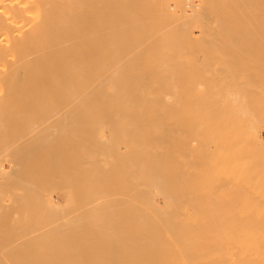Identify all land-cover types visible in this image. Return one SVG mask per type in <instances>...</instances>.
I'll use <instances>...</instances> for the list:
<instances>
[{
  "label": "bare ground",
  "instance_id": "6f19581e",
  "mask_svg": "<svg viewBox=\"0 0 264 264\" xmlns=\"http://www.w3.org/2000/svg\"><path fill=\"white\" fill-rule=\"evenodd\" d=\"M152 1L0 0V264H37L27 261L29 251L50 259L65 249H72L73 260L56 256L58 262L38 264H99L91 238L100 236L105 213L100 219L96 209L104 205L107 189L95 174L105 162L117 164L105 155L108 145L113 150L123 142L128 163L122 159L118 165L127 167L128 189L122 197L127 212L137 209V218L125 223L130 261L123 259L127 250L115 260L264 264V0H191V12L178 9L183 13L175 14L182 18L176 23L167 15L177 0H158V8ZM44 105L69 107H39ZM60 112V120L78 115L97 121L93 127L102 124L91 132L97 143L89 147L92 140L88 145L84 138L85 151L68 161L77 165L73 178L80 176L76 186L68 175L75 188L61 181L70 174L65 161L71 151L64 155L57 147L63 144L54 141L60 135L46 132L48 117ZM37 121L45 131L36 128ZM59 125L54 131L68 129ZM118 125L129 127L123 134H129V144L118 140ZM41 132L48 136L37 141ZM112 138L119 142L114 145ZM59 158L67 171L60 182L68 184L60 201L53 186ZM47 160L56 163L48 166ZM33 196L44 213L30 210ZM71 203L78 212L66 219ZM69 235L73 246L66 243Z\"/></svg>",
  "mask_w": 264,
  "mask_h": 264
},
{
  "label": "rangeland",
  "instance_id": "374dc122",
  "mask_svg": "<svg viewBox=\"0 0 264 264\" xmlns=\"http://www.w3.org/2000/svg\"><path fill=\"white\" fill-rule=\"evenodd\" d=\"M157 1H158V0L152 1V3L156 6V8H158V2H157ZM159 1H160V0H159ZM175 1H176V0H175ZM189 1H191V0H177V1L175 2V4H177V5H176V6L174 5L175 8H173V6H171L170 11H168V15H167V14H164V15H163L164 18H163V20L161 19V21L166 20V15L169 17V18L167 17V20L170 21V22H172V23H176V22L181 21L182 18H180V17H176L175 14H178V13L181 12L182 10H184L183 12L186 11V13L191 12V7L189 8L190 3H188ZM194 1H196V0H193V4H194ZM173 2H174V1H173ZM198 3H201V1L199 0ZM185 4H186V5L188 4L187 7H188L189 9H188V8L185 9V7H186ZM191 5H192V3H191ZM199 5H200V4H199ZM178 6H179V7H178ZM184 6H185V7H184ZM176 7H177V8H176ZM180 7H181V8H180ZM169 8H170V7H169ZM173 9H174V12H173L174 15H169V14H170L169 12L172 13ZM178 9H179V10L182 9V10L179 11ZM168 10H169V9H168ZM176 11H177V12H176ZM192 11H193V10H192ZM183 12H181V13H183ZM157 15H158V14H157ZM161 16H162V15H161ZM158 17H159V16H158ZM161 18H162V17H161ZM153 19H154V18H152V19L150 18L149 21H153ZM158 19H159L158 21H160V18H158ZM154 20L157 21V19H154ZM170 22H168V24H169ZM164 25H165V23H164ZM170 25H171V23H170ZM170 25L168 26L167 29H171V28H170V27H171ZM172 25H173V24H172ZM175 25H176V24H174V27H176ZM198 34H199V31H198V30H194V36H196V35L199 36ZM112 62H113V61H112ZM113 64H115V63H113ZM113 64L111 65V68H112V69L114 68V65H113ZM163 66H164V65H160V64H159V65H156L155 67H156V68H160V67H163ZM173 66H174V65H173ZM173 66H170V67L173 68ZM130 67H131V65L128 66V68H130ZM174 68L177 69V68H179V67H174ZM62 106H63V105H62ZM62 106H61V107H62ZM70 106H71V105H70ZM81 106H82V105H81ZM81 106H80V107H81ZM29 107H30V106H29ZM34 107H38V106H32V108H34ZM39 107H40V108H44V109H45V108H52V107H54V109H56V108H61L59 105H55V106H54V105H53V106H48V105L46 106V105H44V106H39ZM66 107H69V106L66 105ZM66 107H63V108H61V109H65ZM71 107H72V106H71ZM76 107H77V106H75V108H76ZM84 107H85V106H84ZM84 107H82V108H84ZM47 114H48V113H47ZM52 114H54V112H52ZM60 114H61V112H60L59 114L56 113V115H55V116L53 115V117L50 116L52 119H51V118L49 119V117H48V119H47L48 121H47V123H46V124H48V123L50 124V125L48 124V125L46 126V132H47V134L49 135V134H51V133H52V134L56 133V134H58L57 136L60 135V137H58V139L62 140V141L65 142V143L61 142L60 140H57V137H55V140H54V137L50 138V140L52 139V140H54L55 142L58 141L61 145L63 144V146H60L58 142L55 143V144H58V145H59V146H57V147H58V148H61L62 151H63V149H64V152H63L64 155H66V152L71 151V152L69 153V159H68L67 161H65L66 165H65V163H64V161H63L64 159L61 160L62 163L60 162V158H59V160H58V162H57V164H58L57 169H58L59 171H58V173H57L58 176H56L57 174H55V176H54L55 179L53 180V183H54L53 186H54V188H55V189H54V192H55L56 198H57L59 201L61 200V197L64 195V193H65V191H66V190H61V189H63V188H64V189H68L67 186H68V184L70 183V182L68 183V181H71V180H68V178H69L68 175H71L70 177H72V178H70V179H72V180H73L72 182H74V178H75V177L73 178V175L76 176L75 173L78 172L76 168L74 169V167H77V165H75L74 161L70 162L71 164L68 163V161H71L72 158L75 160L77 155H79L80 153L82 154V153L85 151V150L83 151L84 148L81 147V144H82V146H83L84 144H86V143H85V142H86V141H85L86 138H87V140H88V142H87L88 145H89L90 141L92 140L91 143H90L91 145H89V147H91L92 145H94V143H97V142L95 141L96 139L93 137V133H91V132H94L93 130H95L96 128H97V129H98V128L101 129V127H102V126L99 127V125L101 124V121H98V124H99V125H98L97 127H93V125L96 126L95 124H97V123H96L97 121H95V120L91 121V119H89L88 117H87V120L89 119L88 123H91V124H92V122H93V124L90 125V124L87 123V125H83V126H82V123L86 124L85 122H87V120H85L86 118L83 117V118L80 119V120H81V121H80V120H79L80 116H78V115H77L76 117H78V118H77V119L79 120V121H78V124H81V126L75 123V121H77V119L74 118L73 116H72V118H74L75 121H74L72 118H70L69 116H67L68 118H67L66 116H64V117L62 116V117H63V118H62L63 120H60V117H59ZM65 114H67V113H62V115H65ZM69 114H70V113H68V115H69ZM50 115H51V114H50ZM70 115H71V114H70ZM75 115H76V114H75ZM40 116H41V115H40ZM43 116H45V115H43ZM43 116H42V117H43ZM46 116H47V115H46ZM60 116H61V115H60ZM66 118H67V119H66ZM83 119H84L85 121H84ZM69 120H72L73 122H71V121H69ZM9 121L11 122V120H9ZM9 121H6V122L4 121V122H5L4 124H7V125H8V122H9ZM42 121H44V120H42ZM42 121H40V122L43 123ZM64 121H65V124H63ZM83 121H84V122H83ZM40 122H38V121L35 122V125L37 126L36 128H37L38 130H41V129H42L41 126H40V124H39ZM45 122H46V121H45ZM60 122H61V124H62L63 127H64V128L61 127L60 130H61V131H62V129L65 130V129L68 127V129H66V130H68L69 132H68V131L66 132V130H65V131H63L62 134H61L60 131H57V132L60 133V134H59V133L56 132V130L54 131V128H55L57 125H59ZM62 122H63V123H62ZM70 122H71V124H75V126H76L77 128H79V126H80V127H82V128L85 129V127H87L88 125H89L90 127H91V126H92V127L90 128V127L88 126L89 128L87 127V130L85 129V130H86V133L90 131L89 133H87L88 135H87L86 133H84V131H85L84 129H83V130H81L82 128H81V129H80V128H79V129H76L77 131L79 130L78 132H81V133L79 134L77 131H75V128H76V127H74V125H72V126L70 127V125H71ZM81 122H82V123H81ZM94 122H95V123H94ZM116 122H117V121H116ZM121 122H122V121H121ZM121 122H120V123H121ZM125 122H126V121H125ZM129 122H130V121H129ZM11 123H12V122H11ZM15 123H17V122H15ZM67 123L70 124V125H67ZM103 123H104V122H103ZM109 123H111V124H109ZM114 123H115V122H114ZM120 123H119V124H120ZM127 123H128V121H127ZM9 124H10V123H9ZM12 124H14V123H12ZM43 124H44V123H43ZM107 124H108L109 126H110V125H114V124L112 123V121H110V122L108 121V123H106V125H107ZM129 124H131V123H129ZM129 124H128V125H129ZM41 125H42V124H41ZM62 125H59V127L62 126ZM77 125H78V126H77ZM101 125H102V124H101ZM108 125H107V126H108ZM42 126H43V125H42ZM49 126H50V127H49ZM84 126H85V127H84ZM109 126H108V127H109ZM120 126H121V125H120ZM44 127H45V124H44L43 128H44ZM69 127H70V128H69ZM72 127L74 128V129H73L74 132L71 130ZM104 127H105V126H103V128H104ZM118 127H119V125L117 126V128H118ZM133 127H134V126H133ZM47 128H48L49 130H48ZM93 128H94V129H93ZM105 128H107V127H105ZM111 128H112V130H111ZM115 128H116V126H115L114 128L111 126L109 129H110L111 131H113V132H118V134H120V132H121V136H122V137H120V138L118 137V138H119L118 140H120V142H121V141H126V143L129 144V138H127V136H129V134H128L127 136L123 135L124 133L126 134L127 131H129V130L127 129V128H129V127H126V128L124 127L125 130H122V129H121V128H123V127H121V128L119 127L120 130H122V131L119 130L120 132L118 131V129H115ZM37 129H36V132H38ZM51 129H52V131H51ZM55 129H56V128H55ZM69 129H70V130H69ZM89 129H91V130H89ZM126 129H127V131H126ZM47 130H48L49 132H48ZM57 130H59V129L57 128ZM88 130H89V131H88ZM132 130H133V129H132ZM42 131H45V129H44V130L42 129ZM70 131H71V132H70ZM82 131H83V133L86 134V135H84V134L82 133ZM124 131H125V132H124ZM46 132H41V134H39L38 137H37V139H38V138H39V139H38V140L36 139V140H37V141H41V140H42V137H43V135H42L43 133H44V137H43V139H44L46 136H48L47 134H45ZM65 132H66V133H65ZM72 132H73V133H72ZM101 132H103V131H101ZM131 132H134V131H131ZM74 133H75V134L78 133V134H77L76 136H74ZM111 133H112V132H111ZM129 133H130V131H129ZM81 134H82L83 136H82ZM89 134H90V136H89ZM113 134H115V136H116V138H117V135H116L117 133H113ZM40 135H41V136H40ZM62 135H63V136L66 135V136L63 137ZM69 135H70V136H69ZM71 135H73V136L71 137ZM79 135H80V136H79ZM61 136H62L63 139H61ZM67 136H68L69 138H66ZM77 136H78V137H77ZM88 136L91 137L92 139H91V138L89 139ZM119 136H120V135H119ZM124 136H125V137H124ZM81 137H83L82 142L80 141ZM65 138H66V140H67V139H68V140L65 141ZM72 138H74V139H72ZM84 138H85V140H84ZM93 138H94V140H93ZM121 138H123V140H121ZM71 139H72V142L70 141ZM112 139H113V144H114V145L117 144V143L119 142V141L114 140L115 138H112ZM112 139H111V141H112ZM52 140H51V141H52ZM54 141H53V143H54ZM77 141H78V142L80 141V143L78 144ZM92 142H93V143H92ZM102 142H103V141H102ZM116 142H117V143H116ZM66 143H69V144H66ZM72 143H73V144H72ZM74 143H75V144H74ZM76 143H77V144H76ZM104 143H105V142H104ZM65 144H66V146H65ZM70 144H71L72 146H71ZM87 144H86V148H87ZM109 144H110V143H109ZM124 144H125L124 142H123V143H119V145H123V146H119V148H121L120 150H122V155H123V156H124V155L126 156V154H127L128 152L126 153V152H125L126 149H124L125 151L122 149V147H123V148L126 147V145H124ZM75 145H76V146L79 145V146H78L79 148L76 147ZM64 146H65V147H64ZM70 146H71L72 148H71ZM84 146H85V145H84ZM108 146H110V148H109V149H110V153H107L105 156H107L108 159H112V157H114L117 161L114 162L113 164H116V163H117V164H116V165H112V166H114V169H113V167L111 166V164L109 165V164H107V163L105 162L104 164H102L103 166L101 165V167H102V169H103L102 172H103L104 174H102V172L100 171L101 169H100V170L98 169L100 172L98 171V172L95 174V175H97V177L99 176V177H101V178H102V175H103L104 178H102V179L100 178V180H102V181H100V184H102V186L105 187V188L107 189V190H105V188H104V190H105L104 193H106V191H107V195L105 196L106 198L104 197V198L102 199L103 201L101 200L102 203L104 202V203H103L104 205H102V206H101V205H100V206L98 205V209H99V210L96 209V210H97L96 213L100 214V219L103 218V217H102L103 215H104L105 217H107L108 219H106V218L104 217V218L100 221V225L102 226V227L100 226V234H99L100 236L98 235L99 237L97 236L98 238L96 239V236L93 235V237H92L91 239L94 240V241H93V245H94L95 247L98 248V251H100V252H98L99 260H98V258H97V261H98V262L101 261V260H102V261H101L99 264H102V263H103V264H106V263H107V264H111V263H112V264H113V263L117 264V262H119L120 264H121V263H122V264H125V263H126V261H125L126 259L123 260L124 258H127L128 262L130 261V259H128V258H130V257L128 256L130 253H129L128 249H126L127 245H126V242H125L126 240H129V239H128V237H129V229H128L129 226H128V225L126 226V224H130L129 221H130L131 219L135 218V217H134V216H136V215H135V214H136L135 211H136L137 209H135V207H134L133 212H127L129 209H127L128 207L125 206L126 202H125V201L123 202V199H125V197H122V194L124 195L125 190L128 189V183H127V185H125L126 182L128 181V180H126V179H128V178L125 177V175H127V174H125V173H126L125 170H127V167L125 168V166L123 167V165H120V166H121V168H120L118 164L120 163V161L122 162V159L125 160V159L127 158V156H126L125 158H124V157H121L122 155H119V154H121V153L119 152V150H118L119 148L116 149L115 146H114L113 150H117V151H115L116 153L119 152L118 155H117V157H115V156H114L115 154H114L113 150H111V149H112L111 144L108 145ZM117 146H118V145H117ZM117 146H116V147H117ZM66 147H67V149L69 148V149H71V150H69V149L67 150ZM73 147H74L75 149H74ZM101 147H102V146H101ZM77 148H78V149L81 148L82 150H78ZM86 148H85V149H86ZM127 148H128V146H127ZM72 151H74V152H73L74 154H72L73 157H72V155H71ZM78 151H80V152H78ZM111 151L113 152V156H112V152H111ZM124 152H125L126 154H125ZM76 153H77V155L74 157V155H75ZM78 153H79V154H78ZM41 155H42V154L39 155V158H41V157H40ZM70 155H71V156H70ZM46 156H47V154H46L45 157H44L45 159H47V157H48V156H47V157H46ZM62 156H63V155H62ZM119 156L121 157V160H120ZM37 157H38V155L35 157V159H36ZM77 157H78V156H77ZM135 157L138 158L137 154L134 156V162H136V164H138V161L135 159ZM70 158H71V160H70ZM35 159H34V157H32V162H33ZM115 159H114V160H115ZM127 159H128V158H127ZM127 159H126L125 161L123 160L124 163L122 162V164L126 165V163H128V162H127ZM75 161H77V160H75ZM118 162H119V163H118ZM45 163H46L48 166H50V165H52V164H54V163H56V162H53V163H52V161L47 160V161H45ZM67 163H68V167L70 166V168H69L70 170H69L68 167H67L68 173H70V174H67V171H66V170H65V171L63 170V169L66 168ZM72 163H73V167H72ZM61 164H62V165H61ZM63 164L65 165V168L63 167V166H64ZM76 164H77V162H76ZM43 165H44V163H43ZM60 165H61L63 168H60ZM115 166H116V167L118 166V168H119L120 170L123 169V170L121 171L122 175H120L121 173L119 172V169H116ZM126 166H127V165H126ZM135 166H136V165H134V167H135ZM101 167H98V168H101ZM134 167H133V174L136 173V172L134 171ZM137 167H138V166H137ZM135 168H136V167H135ZM72 169H74V170L76 171V172H74V170H73V173H74V174H72ZM62 170H63V171H62ZM60 171H62L61 174H60ZM69 171H71V172H69ZM113 171H114V173L118 176V178H119L120 176H122L123 178L120 177V179L117 178L116 181H113V180H114V179H113V178H114L113 176H115V175H113ZM123 171H124V174H125V175L123 174ZM136 171H137V170H136ZM63 172H64V173H63ZM65 172H66V173H65ZM134 172H135V173H134ZM138 172H139V171H138ZM62 173H63V174H62ZM65 174H67V176H65ZM101 174H102V175H101ZM119 175H120V176H119ZM62 176H65V177H67V178H64V177L62 178ZM135 176H136V175H135ZM135 176H134V177H135ZM29 177H30V179L32 178L31 176H29ZM56 177H57V178H56ZM77 177H79V178H77ZM77 177L75 178V180H76V179H77V180L80 179L79 174L77 175ZM134 177H133V183H134V186H135V185H136V184H135V181H136V180L138 181V179H136V177H135V178H134ZM61 178H62L61 181H63V179H64V180H65L64 183H68V184H66L67 186H66L65 184H63V182H62V183L60 182V179H61ZM30 179L28 178V180H30ZM122 179H123L124 183H123ZM135 179H136V180H135ZM77 180H76V183H75V182H74V183H75L76 186H77V185L79 186V184H80V183H79L80 180H79V181H77ZM117 181H121V182H117ZM28 182H29V181H28ZM30 182H31V180H30ZM30 182H29V184H30V186H31L33 183L31 184ZM32 182H33V181H32ZM113 182H114V183L117 182L118 184L122 183V184L119 185L120 187L118 186V187H119V189H118V187H117L118 184H115V186H116V187H115V186L113 185ZM74 183H73V184L70 183V184L73 186ZM29 184H28V185H29ZM103 184H104V185H103ZM61 185H62L63 187H61ZM71 185H70V187H71ZM75 185L73 186L74 188H75ZM132 185H133V184H132ZM121 186H124V187L127 186V187L122 188ZM73 187H72L71 189H74ZM114 187H115L116 189H118V190H116ZM135 187H136V186H135ZM121 188L123 189V191H121V190H122ZM132 188H134V187L132 186ZM120 189H121V190H120ZM124 189H125V190H124ZM137 189H138V186H137ZM69 190H70V189H69ZM113 190H116V191L114 192V194H116V193H117V195H118V193L121 194L119 197L122 198V199L118 198V196L116 197V195L113 197V195H114L113 192H112ZM133 190H134V189H132V194H133V192H134V194L136 193V195H137V192H136V191H133ZM135 190H136V189H135ZM127 191H128V190H127ZM137 191H138V190H137ZM120 192H121V193H120ZM126 193H127V192H126ZM60 195H61V196H60ZM57 196H58V197H57ZM125 196H127V194H126ZM115 197H116V199L114 200L113 198H115ZM33 198H34V196H33ZM126 198H127V197H126ZM137 198H138V197H137ZM104 199H105V201H104ZM134 199H135V197H134ZM120 200H122V201H120ZM125 200H126V199H125ZM32 201H33V202H32ZM34 201L36 202V199H35V198H34V200L31 199V201H30V204H31V205H30V210L32 209V210H31V211H33L32 213H33V214H34L35 212L37 213V211L39 212V214H40V213H44V211H45V210H44V207H38L39 205H38L37 203H36L37 205H36V207H35V202H34ZM31 202H32L33 204H32ZM73 202L75 203V201H73ZM122 202H123V203H122ZM135 202H137V201H136V200L134 201V205L136 206L137 203L135 204ZM99 203H101V202H99ZM102 203H101V204H102ZM124 203H125V204H124ZM76 204H77V202H76ZM123 204H124V205H123ZM32 205H33V206H32ZM71 205H73V203H71L69 206H71ZM122 205H123V206H122ZM31 206H32L33 208H31ZM75 206H76V205L74 204V206H73L74 208H73L72 206L69 207V210H71V211H69V210L67 211L66 216H67V215H68V216L66 217V219H67V218H70V216L72 217V215L75 216V214L78 212V209H77V207H75ZM103 207H104V208H103ZM105 207H106V208H105ZM122 207H123V208L125 207V209H123ZM34 208H35V210H34ZM36 208H38L39 210H40V208H42V210L39 211V210L36 209ZM70 208H71V209H70ZM136 208H137V207H136ZM104 209H106V212H105ZM122 209H123V210H122ZM74 210H75V211H74ZM76 210H77V211H76ZM102 210H103V211H102ZM107 210H108V212H107ZM41 211H42V212H41ZM99 211H100L101 213H99ZM114 211H115L116 213H115ZM121 211H123V212H121ZM124 212H125V214H124ZM126 212H127V213H126ZM136 212H137V211H136ZM73 213H75V214H73ZM103 213H105V214H103ZM107 213H108V214H107ZM130 213H131V215H130ZM132 213H133V215H132ZM37 214H38V213H37ZM101 214H103V215H101ZM106 214H107V215H106ZM127 214H128V216H127ZM69 215H70V216H69ZM108 215H110V216L108 217ZM137 215H138V214H137ZM123 216H124V217H123ZM125 216H126V217H125ZM130 216L132 217L131 219H130ZM101 217H102V218H101ZM111 218H112V219H111ZM114 218H115V220H114ZM123 218H124V219H123ZM125 218H126V220H125ZM127 218H128V220H127ZM136 218H137V216H136ZM104 219H105V220H104ZM129 219H130V220H129ZM103 220L105 221V224H104V221H103ZM113 221L115 222V224H114ZM125 221H126V222H125ZM123 222H124V223H123ZM127 222H128V223H127ZM102 223H103V224H102ZM125 223H126V224H125ZM122 224L124 225V227L126 226V227H125V228H126L125 230H124ZM113 225H114V226L116 225V226L114 227ZM115 229H116V230H115ZM122 229H123V230H122ZM42 230H43V229H42ZM113 230H114V231H113ZM126 230H127V231H126ZM101 231H102V232H101ZM124 231H126L127 233H125ZM114 232H115V233H114ZM123 232H124V233H123ZM124 234H125V235H124ZM126 234H127V235H126ZM70 235L72 236V234H70ZM70 235H69V237H68V241H67L66 243H68V244L70 243L69 245H70V246H73L74 243H73V240H71L72 237H71ZM122 235H123V236H122ZM122 237H125V238H122ZM126 237H127V238H126ZM94 238H95V239H94ZM123 240H125V241H123ZM69 241H70V242H69ZM71 241H72V242H71ZM95 241H97V242H95ZM121 241H122V242H125V243H122ZM94 242H95V243H94ZM117 242H118V243H117ZM122 244H123V245H122ZM127 244H128V241H127ZM74 245H75V244H74ZM120 245H121V246H120ZM114 246H115V247H114ZM113 247H114V248H113ZM99 248H100V249H99ZM111 248H113L114 250L117 248V250H116L117 252L115 251L116 254H113V255H112L113 250H111ZM127 248H128V247H127ZM70 250H72V249H65V252H61V253L58 255V256H61V258H59V259H61V261H63V260H64V261H67V260H68V261L73 260V258H71V256L74 255V252H72V251H70ZM121 250H122V251H121ZM123 250H125V251L127 250L126 253H124L125 251L123 252ZM67 251H68V254H67ZM110 251H111V252H110ZM134 251H135V253H133V254L136 255V253H137V249H135ZM32 252H33V253H32ZM118 252H119V254H117ZM28 253H29V255H28ZM28 253H27V255H25V256L27 257V258H26L27 261H28V260L31 261L30 263H37V264H38V263L43 262L44 260H45V261L49 260V262H52V260H53V263H54V262H58V261H56V260L58 259V258H57V257H58L57 255H56L57 257H56V256L53 257V255H52V256H49L50 259H44V258L42 259V257L34 256V255H37V254H34V253H35L34 251H31V252L29 251ZM65 253H66L68 256L65 255ZM123 253H124V255H123ZM128 253H129V254H128ZM30 254H32V255H30ZM33 254H34V255H33ZM70 254H72V255H70ZM95 254H97V253L95 252ZM95 254H94V256H96ZM125 254H126V255H125ZM54 255H55V254H54ZM99 255H100V256H99ZM122 255H123L124 257H123ZM30 256H31V257H30ZM32 256L34 257V259H33ZM65 256H67V257H65ZM115 256L118 257V258H119V257L121 258V256H122L123 259H119V260H120V261H119L118 258H117V259L115 260V259H114V258H116ZM28 257H29V259H28ZM63 257H65L66 259H65V258L63 259ZM96 257H97V256H96ZM96 257H95V258H96ZM36 258H38V259H36ZM51 258H52V259H51ZM54 258H55V259H54ZM100 258H101V259H100ZM32 259H33V260H32ZM88 259H89V258H88ZM88 259H86V260H88ZM90 259H91V261L96 260V259H93V258H90ZM74 260L84 261V260H82V259H78V258H77V259H74ZM117 260H118V261H117ZM34 261H35V262H34ZM116 261H117V262H116ZM123 261H124L125 263H123ZM59 262H60V260H59Z\"/></svg>",
  "mask_w": 264,
  "mask_h": 264
},
{
  "label": "built area",
  "instance_id": "2783aa9c",
  "mask_svg": "<svg viewBox=\"0 0 264 264\" xmlns=\"http://www.w3.org/2000/svg\"><path fill=\"white\" fill-rule=\"evenodd\" d=\"M195 3H197V1H195ZM193 5V4H192Z\"/></svg>",
  "mask_w": 264,
  "mask_h": 264
}]
</instances>
